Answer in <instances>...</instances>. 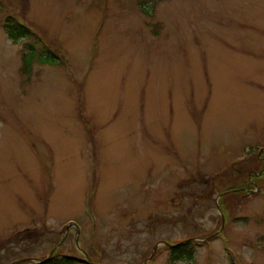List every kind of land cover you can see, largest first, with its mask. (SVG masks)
Wrapping results in <instances>:
<instances>
[{
    "label": "rangeland",
    "instance_id": "rangeland-1",
    "mask_svg": "<svg viewBox=\"0 0 264 264\" xmlns=\"http://www.w3.org/2000/svg\"><path fill=\"white\" fill-rule=\"evenodd\" d=\"M0 1V264H264V0Z\"/></svg>",
    "mask_w": 264,
    "mask_h": 264
},
{
    "label": "trees",
    "instance_id": "trees-1",
    "mask_svg": "<svg viewBox=\"0 0 264 264\" xmlns=\"http://www.w3.org/2000/svg\"><path fill=\"white\" fill-rule=\"evenodd\" d=\"M158 1L159 0H138L139 9L143 14L150 17L152 15V12L155 10ZM1 6L2 2L0 1V8ZM2 27L8 40H10L12 44L22 43L21 72L23 74L29 76L35 63L49 66L60 65L61 63L67 64L65 57L62 55L59 49L57 50L58 52L52 51L49 46H46L43 43L39 35L34 31L33 27L27 25L23 19L18 18L14 15H7V17L3 21ZM263 175L264 173H261L260 176H255V178L259 180ZM234 191L236 190L230 188L227 192L224 193V195L226 196V194ZM222 205L228 210V213L231 214V208L226 205L224 201ZM192 240L194 239L188 238L183 242L176 243L168 248L170 251L169 261L171 264H179L181 262L193 263L195 261L197 244ZM230 260L231 264H236L233 258H231ZM78 263L79 261L76 257L54 255L53 257L40 264Z\"/></svg>",
    "mask_w": 264,
    "mask_h": 264
}]
</instances>
